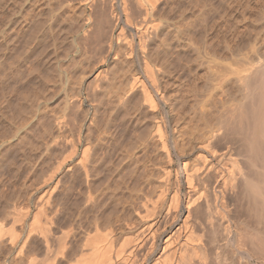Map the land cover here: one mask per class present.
<instances>
[{"label": "bare ground", "instance_id": "obj_1", "mask_svg": "<svg viewBox=\"0 0 264 264\" xmlns=\"http://www.w3.org/2000/svg\"><path fill=\"white\" fill-rule=\"evenodd\" d=\"M0 1L6 2V0ZM10 1L11 3L14 1V3H10L14 6L15 0H8V2ZM36 1L37 0H34V5H37V3H35ZM41 1L43 3H47L48 1L54 2V0H48L47 2ZM56 1L54 3H56ZM26 2L28 3L27 0ZM30 2L32 3V1ZM68 2H71L72 5H69ZM180 2L181 0L66 1L70 11L67 13V9V11H64L66 13L63 14L70 15H68L69 19L67 17V23L65 21L66 28L62 26L64 27V29L62 28L64 31H62L66 33L67 37L65 33L63 34L64 37L68 39L67 41L66 38H64V41L66 40L70 43L69 48H67L65 44L64 46L66 48H64V46H58L61 51H63L61 49L62 47L65 50L69 49V52L67 50L68 54L65 55L66 58L67 55L70 57L68 58V63H65L66 61L64 62L66 67L64 68V65L62 66L59 64V60L61 64L63 62L62 58L64 57V51L63 53L59 52L60 55H63L61 58L57 53L58 50H54V53L56 52L59 56H52L54 60H56L53 62L58 63L62 67H58V71H56L55 69H57V67L55 65L58 66V64L54 65L52 63L53 58H49L50 60L48 59V57H51L52 52L49 53L50 50H47L50 55L47 56V59L56 67L54 68L51 66L55 72H57L55 76L52 75L54 76L53 78L58 81L56 80L57 82L55 81V83L54 79L52 82L55 84L59 83L58 85L60 88L57 87L56 90L60 89L63 95V97L61 96L63 101H60L63 103V106L59 104L62 108L60 106L61 109H56V111L58 110V113H60L61 111L59 112V110H62L63 114L60 113L61 115H59L55 113V126H57L58 131L55 127L56 132L48 131V137H43L47 139H45V144L48 149L60 144L62 147L65 145L68 151L66 153L64 152L65 154L63 153L64 155H62L61 159L56 162V167L52 176L56 171L67 164L68 158L74 157L85 176V184L87 186H85L87 188H85L87 190V193L85 190V197L88 201L90 199L92 200L95 195H97L96 190L98 189V187L94 185V188L96 186L97 189L95 188L96 192L93 196L92 191L94 190L92 188V182L95 180L91 179V177H93V171L95 170L93 165L95 161L99 159L96 157L98 155V150L107 146L115 149L121 148L130 159V161L128 160L127 162L134 163L135 168L138 166L141 169L139 173L135 171L137 175L134 174L135 176H133L135 178V180H133L134 183L129 186L130 188L127 191L128 194H126L127 197L125 196V201H127L129 205H132L134 214L136 215L135 217H137L138 221L132 220L134 222L129 221V224L123 221L124 224L127 223L126 229L124 228L125 225L121 228L123 225L122 223L121 226H119L120 230L116 228L119 230V233H116L113 228H108V230L106 229L104 233H102L98 226H101L100 223L106 220L100 222L102 219L100 216H103L100 213L98 218L95 219V223L92 221L94 224L92 223L91 226L95 227V232H92V234L90 232L91 229L89 230V228H87V231L91 233L89 234V232L87 233V231L84 230L86 234L84 237H80V243L78 242L79 244L77 243V245L73 242V240H75L74 238L77 236L70 234L69 230H67L69 231L67 232L66 230L59 231L58 229L57 234L52 236V250L51 252L49 251V257H46L47 259H45L44 263L42 261V264H264V49L262 50L263 46H255L254 44L257 40L261 41L262 39L263 41H261V44L262 42L264 43V35L260 37V35H258L260 33H255L256 35L253 34L260 37L257 36L256 38L252 36L253 38L255 37V42H253L255 46L254 49L250 47L253 45H249V43L253 41V38L247 43L249 45L248 48H251V53L256 49L254 55L253 53L251 54L252 56L250 52L247 53L250 55V59H248V57L247 60L244 59L246 58V53L245 55L243 54L244 58L242 57L243 55L241 56V60L234 56L233 53H231L233 55H228L231 58L230 63L225 61L221 62L223 64L225 63V65H221L224 66L222 68L226 67V69L227 67L231 68L229 65H232L233 69L229 70L232 72H229L227 69L225 72L228 71V74L230 73L229 75L226 72V76H216L218 77V81L217 83L214 82V84L216 83L215 85L211 82L210 86L206 84L208 88L213 85L207 92L208 97L204 95L205 98L199 100L201 102H193V99L197 97L195 93H197L198 89H202V87L196 88L194 83L193 85L195 86L193 88L191 80V82H189L191 86L188 87V85L187 88L185 87L183 89V86H186V84L182 85L183 82H181L182 84L179 83V78H176V76L171 73L172 71H170L166 60L162 56V47L167 44L169 39H171L179 49L188 44L185 42V36L189 33L188 28L190 25L188 24V27L186 25L187 23H184L183 18L185 9L180 7ZM259 2L260 1H258V3ZM16 3L17 5H15V7L17 6L18 8L19 6L20 8L21 2L19 5L18 2ZM63 3H65V1L62 2L61 6H63ZM75 3L78 4L77 6L82 5L85 9L88 7V10H85L83 7H77ZM163 3L166 4H164L166 7L164 5V7L162 6ZM1 4L3 5L2 2ZM49 4L53 8V5H51V3ZM49 4H47V7ZM59 4L58 2V5ZM257 4L256 6H258ZM22 5L23 2L21 7ZM34 5L28 4V9L23 6L25 10L21 8L24 12L26 11V15L24 18L17 17L20 21V25L26 22L29 24V21L34 17L35 19L32 20L34 24L37 21L36 25L43 23L42 25L45 32H49V30L46 31L49 27L48 24L50 25L49 29H54L52 25H54L53 22L57 15L55 16V14H53L54 17L52 11L56 9V6H54L53 9L49 6L52 11L48 13L49 8L47 10L46 4L45 6L39 4L43 6V8L46 7L45 9L48 11L43 13L39 10L43 15L47 13L48 16L51 14L54 17V21H52L53 19L51 18V25L49 23L51 21L47 20L48 16H46V19L44 17L43 20H41H46L48 24L46 21H40L43 17L40 13V19H36V17H38L37 15H39L37 11L39 8H37V15L35 16L34 14L36 13H34V11L36 8L34 9ZM41 6L40 9L42 10ZM75 6L78 8V12H80L78 15L74 11L76 8ZM59 7L60 6H57L58 9ZM66 7L65 5V9ZM79 8L83 9L79 11ZM14 9L13 12L15 14L19 12L18 14L20 15V13H22V11L15 12L18 9ZM253 9L255 8L253 7ZM61 10L62 9H60V11ZM57 12H59V10ZM172 13V22H167V19H171L169 15ZM63 14L62 16H64ZM10 15V17L8 15L6 16L8 17L6 21H4L5 19L3 18V22H7L8 27L11 23L9 19H16L14 14ZM12 15H14L15 18L12 17ZM20 16H22V14ZM65 17L66 16L61 17L60 22H64L62 19ZM13 19L12 21L14 22ZM57 22L55 21L57 24L56 26H61V24H59L60 22ZM16 23H18L17 19ZM45 23L48 26L47 28L45 27ZM4 24L6 25V23ZM4 24H2V27ZM31 24L33 23L31 22L30 25ZM34 24L32 26H34ZM20 25H17V27ZM27 25L25 28H32L30 32H27L28 35L31 33V36L36 34L34 30L42 27L38 25L37 29L36 26L35 29H33L30 25V27H27ZM165 26H168L169 30H165ZM17 29V31H19V28ZM40 30L41 28L38 29V31ZM4 31L6 33L7 30ZM52 31H50V33ZM62 31L60 32L62 33ZM261 31H263L262 28L257 32ZM23 32L24 29L21 32L22 35H24ZM43 32L44 31H42L41 34ZM5 33L4 38H7ZM24 33L26 34V32ZM38 33L39 32H37V34ZM1 34H3V32ZM20 35L18 37H22ZM241 35L240 37L244 39L242 42V39L238 37L241 39V44L245 42V45H247V40L245 41L244 36ZM31 36H29L31 38L30 40L33 41L32 38H35V36ZM42 36L43 34L38 36V38ZM29 37L27 39H29ZM232 37L234 39V36ZM8 38V40H11L10 37ZM38 38L35 40L38 41ZM57 38H54L55 41L52 40L51 45L55 42L57 43ZM60 38L57 39L61 42L60 44L58 43L59 45L62 44L63 36ZM21 39L22 38H20V40ZM27 39H24V42L27 41L29 44L28 41L30 40ZM42 39L43 38H41V40ZM228 40L230 41V39ZM20 42H23V39ZM232 42L233 41H231V46ZM27 43L19 44L27 46H22L24 48H29L33 45H27ZM6 44H8V42H6ZM34 44L36 43L34 42ZM58 44H54L55 48H57L56 46ZM229 45L230 44H228V46ZM188 46H190V44ZM233 50H231L230 47V52ZM47 54H45V57ZM231 56L235 58L232 59ZM80 60L83 61L80 63L81 66L77 63ZM49 61L47 64L51 65ZM196 61L197 60L193 59L191 63L188 62L189 65L186 64L189 70H187L188 72L186 73L189 74L190 70L192 71L191 65ZM112 62H115V64L117 63L116 69L113 70L114 74L112 73V76H108V68L102 66ZM199 62L201 63V61ZM82 63L86 65L78 72V67L84 65ZM75 64H78V66ZM196 64L197 62L195 65ZM201 64L196 65L197 68L199 66L201 67ZM208 64H211V60ZM212 64L210 66H212ZM74 65L77 69H75ZM108 65L109 64H107V66ZM213 66L215 68L214 64ZM71 67L72 70L73 68L75 70L72 71ZM197 68L193 69V71L197 70ZM205 68H207V66ZM216 69L213 70V72L215 71L214 73L216 74L218 71L219 74V69ZM68 70L71 71V74H75H72L73 77L80 75L82 79L80 78L78 81L73 82L75 79L72 80V75L69 74V76L67 74ZM76 70L78 72L77 74L74 73ZM223 71L224 69H222V72ZM192 73L194 75L197 72L195 71ZM192 73H190L191 76ZM44 74H46V72ZM41 75V77L44 76L43 74ZM206 75L207 71L204 76L206 77ZM232 75L234 80L228 79V77H232ZM180 76H182V74ZM185 77L184 74L182 79ZM205 77L204 79L202 78V81L205 80ZM213 77L215 78L214 75ZM187 79L189 81L191 78ZM210 79L214 81L217 80V78L212 79V75ZM45 80L44 78L42 79V81ZM207 80H209L208 77ZM49 82L50 80L48 83ZM39 83L44 84L45 82ZM49 84L52 83L50 82ZM180 85H182L181 88L178 87ZM51 86H54V84ZM51 86L48 87H50V90L52 89V92H49L53 100L52 95L57 91L54 89L56 87L52 88ZM98 90H101L100 94L104 92L107 96L112 97L109 98L105 95V97L109 99H114L113 102H118V106L117 104L114 105L116 109H114L115 112L112 111L114 115L110 112L107 114L108 117H110L109 114H111L114 118V116H117L121 111L122 107L130 105L131 111L127 112L129 115H132V117L134 116V118L129 126L127 125L124 128L126 129L124 133L118 134L116 124L113 123V120H107L109 118L103 117V121H100L97 120L96 117L95 119L92 117L95 113H93V115L91 114L92 119L89 120L91 125L88 123V127L89 125L93 126L91 127V129L94 128L92 139L98 141V143H96L98 146L92 149L93 146L91 147V145L93 144L90 139L91 136H89L92 132H88L89 135H84L85 132L82 134L81 125L79 127L75 125L76 120H72V114L75 110H79L78 108L84 103V100L86 103L85 106L87 105L86 107L84 106L85 108L93 106L92 97L96 94H94V92ZM191 90L193 92L196 91L193 94ZM185 91H191L188 96H191L192 93L195 97L192 98L191 96L192 100L186 97L187 101L183 94ZM49 92L46 93L48 94ZM30 93V98L31 100L33 99L34 103L36 102L37 107L43 106L44 103L40 104L39 92L35 90L36 95H34V91ZM26 94L20 97L24 101L29 99L27 97L29 92L27 96ZM31 95H33V97H31ZM49 96H47V98H50ZM102 96L105 98L103 94ZM109 99L108 102H111ZM196 100L198 99L196 98ZM101 101H103V99ZM48 102L49 101H47V103ZM105 103H103L104 106ZM45 105L46 104H44V106ZM50 106L49 104V107ZM167 107L170 109L169 111L166 109ZM89 108L87 109L89 110ZM126 108L128 109L127 106ZM144 108H146L147 113ZM53 109L55 108H52V110ZM142 109L145 115L142 114ZM122 110L125 111L124 109ZM86 111L85 113L89 114V112ZM100 112L105 113L102 111ZM107 112L108 111H106V113ZM102 116L104 115L102 114ZM73 117V119H75V116ZM65 127H68L69 130ZM62 128L69 131L68 135L66 131L67 136L65 133L61 134L63 131ZM16 129L19 131L20 127H16ZM88 129L90 131V128ZM80 147L82 148L81 151ZM125 164L127 165V163ZM124 169L125 168H123V170ZM120 171L121 169L119 172ZM117 175L119 174L117 173L116 176ZM113 181L111 184L107 181L106 184L105 182L101 183L104 184L103 186L100 184L98 186L102 187L103 193L109 191L111 194H114L120 186L117 183L119 182L118 179L115 180L118 186L114 184ZM56 184L57 183H55V186ZM101 197H99L101 199L99 202L103 201L105 196H103V198ZM106 197L108 198L110 196ZM111 200L114 201L115 199L112 197ZM129 201L132 203L134 202L135 205L131 204ZM104 202H101L102 209H107L108 204H104ZM40 209L42 210V208ZM39 210L33 215V223L39 224L42 236L45 234V237H43L44 240L49 242L46 236L47 232H52L49 231L50 227H48L50 226L48 225V220L50 219L46 217L44 212ZM104 212L105 211H103L102 214H104ZM124 219L126 220V218H122L121 215L115 216V222ZM108 225L111 227V223ZM1 232L2 227L0 226V233ZM9 233L11 234V239H13L15 235L13 229H10ZM50 235L52 234H49V236ZM72 238L73 240H71ZM69 241H72L73 244H69ZM75 246L78 247L76 248ZM21 248L16 250L18 254L19 252L21 253ZM30 261L32 262V260ZM30 261H28V263Z\"/></svg>", "mask_w": 264, "mask_h": 264}, {"label": "rangeland", "instance_id": "obj_2", "mask_svg": "<svg viewBox=\"0 0 264 264\" xmlns=\"http://www.w3.org/2000/svg\"><path fill=\"white\" fill-rule=\"evenodd\" d=\"M19 1L15 0L14 6L11 5L12 3H14V1L11 3V1L8 2V0H6V2L8 4L6 2L0 1V4H1V2L3 3V5L2 4L0 5V31L2 30L1 33L3 32V34L0 33L1 34V36H0V226L2 227V232L0 233V264H27L28 261H30V260H32V262L30 261L31 263L29 262L30 264H40V263L42 264V261L44 263L45 259H47L46 257H49V253L52 250L51 249L52 248V240H53L52 236H55L57 234L58 229H59V231L69 230L70 234H72V235L74 234L75 236H77L76 238H74L75 240H73V238L71 239V240H73L74 243H76L75 245H77V243L81 240L80 237L81 236L84 237L86 234V232L84 230L87 231L88 230L87 228H89V230L90 229L92 230V231L90 230L91 233L95 232L94 231L95 227L91 226L93 223L92 221H94V223H95V221H96L95 219L98 218V215H100V213H101V215L104 216V217L100 216L102 218L100 220V222L106 220V221L100 223L101 226H98L100 232H102V233H104V231L106 229L108 230V228H113L116 233H119L118 232L120 230L119 226H121L122 223H123V225L121 226V228H123V226L125 225L124 228L126 229L127 223L129 224L132 220L138 221L137 217H135L136 215L134 214L132 205H129V203L127 201H125V199L127 197L126 194H128L127 191L130 188L129 186H131L134 183L133 180H135V178L133 176L137 175V173H139L141 169L138 166H137L138 168L137 167L135 168L134 163L127 162L128 160L130 161V159H129V157H127V154L124 153L123 150H121V148L115 149V148H111V147L107 146L105 148L98 150V155L96 157H98L99 159H98V161H95L96 164L94 163V165H93L95 167L94 168L95 170L93 171L95 176L93 174V177H91V179L96 181V182L95 181L92 182V186H93L92 188L94 190V191H92L93 192L92 194L94 196L95 192L97 191V195H95L96 198L94 197L92 200L90 199L89 201L85 197L86 193H87V190H86L87 186L85 184L86 182H85L84 173L82 172L81 168L78 166L76 159H74V157L68 158L67 164L65 166H63V168H61L60 170L56 171V173L52 176L53 171L56 167V162L61 159L62 155H64L66 152H68L66 150L67 148H65L66 146L64 145L63 146L64 148H63L62 145L60 146V144L57 145L56 147H52V148L48 149L46 147V144H45L46 138H44V137H48V133H47L48 131H50V132L51 131L56 132V130L58 131L57 126H55L56 125L55 124V122H56L55 113H57L59 115L63 114L62 110H59V112L61 111L60 112L61 114L58 113V110L56 111V109H61L63 106V103L60 102V101H63V98H62L63 95H62V92L60 91V89H58L59 91L56 90L57 87H59V85H58L59 83L55 84L58 80L53 78V77L55 76V73H57V72H55V70L58 71V67H61L60 65H62V66L64 65V68H65L66 64H64V62L66 61L65 63H68L67 62V61H69L68 58H70V57H68V55H67V58L65 56L66 54H68L69 49H67L68 50V52H67V50H65L64 48H66V47L69 48L70 42L69 43L67 42L68 41V39L66 38L67 35L65 32H63L64 27L66 28L65 21L67 23V21L69 19L68 15H70V14H63V13H66L64 11L65 10L67 11V9H68L67 13H69V11H70L69 5L70 4L72 5V3L68 2V4H69L68 5V4H66L67 0H63V1H65V3H63V6H64L63 7V6H61V4L63 2L62 0H60V1L54 0V2L56 1V3H54L53 1L49 2L48 0H43L45 2L48 1L47 3H43L41 0H37L38 2L37 1L35 2V3H37V5L33 4L34 0H30V1H32V3L29 0H27L28 3L26 2V0H24V1L22 0L20 2H21V4L23 2V5L21 7V4H20V8L18 6V8H19L18 9L17 6L15 7V5H17L16 2H18V5H19V3H20ZM258 1H260V2L258 3ZM58 2L60 3L59 5H58ZM49 3H51V5H53V8H54V6H56V9H54V11H52L53 8H52V6H50ZM255 3L256 4L258 3L257 5L259 7L256 6ZM28 4L34 5V9L36 8L34 13H36L38 11V14L40 13L43 16L42 19H40V17H41L40 14L39 15H37V13L34 14L35 16L36 15L38 16V17H36L37 20L40 19V21H41V20H43L44 17L46 19V16H48V14L46 13V14H44L45 15L44 16L41 12L44 13L45 11H47L49 6L52 9L50 10V8H49V12L48 11L47 12L51 13V11H52L53 12L52 15L53 14H55V16L57 15L56 16L57 18L53 15L55 17L56 22L57 21L60 22L61 21L60 18L64 17V16H66L65 17L66 19L63 18L62 20L64 22L59 23V24H61V26L60 25L56 26L57 24L54 21V17L50 14L48 16L49 18L47 17V20L51 21L53 19L52 21H54L53 22L54 25H52V21L49 23L54 27V29H49L50 25L44 19L49 26L48 27L46 23H45L46 25L44 24L46 28L48 27L46 29V31L49 30V32H45V29L43 28V25H42L43 23L38 24L39 26L40 25L42 26V27H39V28H41V30L38 31L39 28L37 29L38 25H36V23L38 21L36 22V20H35V22H36L35 24H34V21H32L35 19L34 17L32 18L31 21H29V24H28V22H26V23H21V25H20V23H19L20 21L17 17L24 18V16L26 15L25 14L26 11L24 12V10H25V8L28 7ZM39 4H41L43 6H45V4H46V7H47V4H49V5H48L47 10H46L45 9L46 7L43 8V6H41ZM64 4L67 6L66 9H65ZM164 4L165 3H163L162 6ZM77 5L78 4H76V6ZM179 5H180V7L185 9L184 18H183L184 23H187L186 24L187 26H188V24L190 25V27L188 26L189 27L188 28L189 33L187 34L188 36L186 35L188 38L185 36V42L188 44L187 45L184 44L186 46L179 49L175 46L174 42L171 39H169L167 44L162 47V50H163L162 56L166 60V63L168 65L170 71H172L171 73H173V75L176 76V78H179V80H178V81H180L179 83L183 82V84L181 83L182 85L186 84V86H183V89L185 87L187 88V86L189 85V82H191V80L193 82V83L191 82V84L193 85L195 83V85H196V86L193 85V88H194V86L196 88L202 87V89L197 90V93H195L196 90L194 92L192 91L193 89L191 90L193 92V94L195 93V95H197V97H195V95H193L191 93L192 98L195 97L194 98L195 100L193 99V102L196 101L198 103V101L204 99L205 96L208 97L207 92L213 87V85H212L211 87H209L210 88L209 89L208 85H206V84H209V86H210L211 83H213V84H214V82L217 83L218 77H216V76H218V75L226 76V72L228 74V71L230 69H233V66L229 65V67H231V68L227 67L228 71L225 72V70H227V69H226V67L222 68L224 66L221 65V64H223L221 62L226 61L227 63L228 62L230 63L231 58L229 56L233 55V54H234V56H236L240 60L242 57L244 58L245 53H246V58H244V59H246V60H247V57H248V59L251 58L250 55L252 53L254 55V51H256V49L254 51L251 50V51H253L251 53L250 52L251 48L249 49L248 46L253 45V42H255V40H254L255 37L257 38L258 35H260V37H263L262 35H264V26H261V25H264V6H263L264 0H181ZM7 6H9V7H7ZM40 6L42 7V10L40 9ZM57 6H60L59 9L57 8ZM13 7L18 9L15 12H18V11L21 12L22 11V13H20V15L22 14V16H20L18 14L19 12L17 14H15L13 12L15 10ZM77 7H83V6L79 5ZM77 7L75 8L74 11L78 15V13H80V12H78ZM253 7L255 9H253ZM21 8H23L24 10ZM37 8H39V9L37 10ZM83 8H79V11H80V9H83ZM43 9H44V11H43ZM57 9L59 10V12H57L58 11ZM60 9H62V10L60 11ZM85 10H88V7ZM258 11H260V12H258ZM10 14H14L16 16V19L18 20V23H16V19L12 18L14 20V22L12 21V19H9L11 22V23L9 22L11 24V27L13 24L12 28L10 27V24L8 27L7 22H3L4 19H5L4 21H6V19L8 18V17H6L7 15L9 17L11 16ZM62 14L64 16H62ZM14 15H12V17L15 18ZM169 16L171 19H167L168 20L167 22H172L173 13ZM67 17H68V19H67ZM20 20H21V18H20ZM45 21H41V22H45ZM31 22L34 24V26H32L33 24L30 25ZM165 22H166V20H165ZM4 23H6V25ZM2 24L5 25V26L3 25L4 29L2 27ZM25 24L26 25L28 24L27 27H30V26L33 27V29H35V26H36L37 30H34V31L36 34H37V32H39L37 34L38 36H41L42 34H43V36L45 35L44 37L43 36L41 37V38H43L41 40L40 37L38 38V36L33 33L34 34L33 36L36 35L35 38H32L33 41L37 38L39 40H41V41H39V40L34 41L37 45L34 44V42L32 40H30L31 38L29 36H31L32 34L29 33V35H28V33H27V32H30V29H32V28H28V29L25 28L26 27ZM17 25H20V26L17 27ZM22 25H23V28H22ZM62 26H64V27H62ZM165 27H166L165 30H169L168 26H165ZM231 27H232V29H231ZM17 28H19V31H17L18 30ZM258 28L259 29L262 28L263 31L257 32V31H259ZM23 29L27 35L24 32H23V34L26 37L28 36L29 39H27L28 37L26 38L24 35H22L21 32L23 31ZM253 29H254V31H253ZM4 30H7V31L9 30L8 32L6 31L8 36ZM248 30H250V31H248ZM42 31H44L45 33L43 32L41 34ZM50 31H52V32L50 33ZM60 31H62V33ZM17 32L19 35L21 33L20 36H22V37H18L19 35L17 34ZM246 32L248 35L250 34L249 36H251V37H249L246 34ZM262 32H263V34H262ZM4 33H5L6 37L7 38L10 37V39L12 41L8 40L9 38L8 39L4 38L5 37ZM63 33H65L66 37H64ZM235 33H236V36H235ZM243 33H244V35H243ZM255 33L256 34L260 33V34L255 36L256 35ZM253 34H255V35H253ZM2 35H3L4 39L2 38ZM240 35L244 36L245 41L247 40L246 44L249 43V40H251V38H253L252 36H255V37L253 38V41H251L249 43V45L248 44L245 45V42L241 44L240 41L242 38L240 37ZM33 36H31V37H33ZM61 36H63V38H62L63 41H64V38H66L67 41L65 40L64 41L65 43L62 41V44L59 45L61 42H59L60 40L58 41L57 39H59ZM232 36H234V39ZM53 37L54 38L58 37L56 39L57 43L56 42L54 43L55 45L59 43L56 46L57 48H55L54 44L51 45L52 40L55 41V39ZM238 37H240L241 39ZM17 38H19V39H17ZM20 38L23 39V42L25 41L24 39L30 40V41H28L29 44L27 43V41L24 43H27V45L33 44L32 46L34 48L32 46L29 48H24L26 45L25 46L21 45L24 43L20 42L22 40V39L20 40ZM228 39H230V41ZM231 39H233V40H231ZM243 40L244 39H242V42H243ZM231 41H233L232 46H231ZM261 41H263V39ZM261 41L257 40V42L254 44H255V46H263L262 47V50H263L264 49V43L262 42V44H261ZM6 42H8V44L9 43L11 44V45L9 44L10 49L8 47V44H6ZM66 42H67V44H66ZM19 43H21V44H19ZM64 44L66 47L64 46ZM189 44H190V46H188ZM228 44H230V45L228 46ZM235 44H237V45H235ZM257 44H259V45H257ZM19 45H21V46H19ZM22 46H24V47H22ZM51 46H53L55 49ZM58 46H60V47L64 46V48L63 47L61 48L64 51V53H63V51L60 50V47H58ZM227 46H228V48H227ZM255 46L253 45L250 47H252V49H254ZM230 47H231V50H233L235 48L234 49L235 52H234V50L230 52ZM48 49L50 50L49 53L52 52L51 57H48V59L53 58L52 63L54 65L58 64V63H54L56 61V60H54V57H56V55H58V54L60 55L61 52L64 54V57L66 59V60L64 59L63 55H60L61 58L63 57L62 58L63 62L61 59V62H62V64H61L60 60H59L60 65L59 64H58V66L55 65L57 67V69H55V70L52 67H54V68H56V67L52 65L51 61H49L50 59L49 60L47 59V56L49 55V53L47 51ZM54 50L55 51L58 50L57 51L58 54L56 52L54 53ZM249 52H250V55L247 54ZM53 53H54V55H53ZM231 53H233V54H231ZM45 54H47L46 57H45ZM52 56H54V57H52ZM234 56H231L232 59L235 58ZM60 57H59V59H60ZM253 57H255V56H253ZM193 59L197 60L196 65H200L201 63H203V64H201V67L199 66L200 68L199 67L197 68V66L195 65L196 62H194V64H192V65L190 64L192 67V71L190 70V73L195 72V71L197 72L194 75L192 73V76H191L190 73H189L190 75L188 73H186L189 71L186 67V64L189 65L188 62L191 63V60H193ZM215 59L217 62L215 61ZM47 60L50 62L51 65L47 64L48 63ZM198 60L201 61V63ZM210 60H211V64L213 62V64L215 65V68H214L213 64H212V66H210L211 64L210 65L208 64V63H210ZM81 62H83V61L80 60L77 63L81 66V64H80ZM84 63H82V64H84ZM78 64L77 65L75 64V65L78 66ZM107 64H109V65L107 66ZM107 64H105L102 67L108 68V74L107 75L112 76L114 74L113 70L116 69L117 63L115 64V62H112V63H107ZM75 65H74V67H75V69H77ZM85 65L86 64L82 65V67H78V70H79L78 72H80V70L83 68V66L85 67ZM205 65L207 66L208 70H207V68H205L206 67ZM223 65H225V63ZM196 68H197V70L193 71V69H196ZM216 68L219 69V74H218V71L216 72V74L214 73L215 71L213 72V70H215ZM75 69L73 68V70H72V67H71L72 71H74ZM222 69H224L223 72H225V73L222 72ZM206 71H207V75L205 77L204 75L206 74ZM209 71H210V73H209ZM38 72H40L44 76L41 77L42 75L40 73H39L40 75L37 74ZM45 72H46V74H44ZM68 72H67L68 75L73 74V73L71 74V71H69V70H68ZM78 72L76 70L74 73L77 74ZM229 72H232V71H229ZM183 73L186 76L184 78L185 80L187 78H189V79L191 78V79L189 81L187 79L185 82V80L182 79L184 77ZM181 74H182V76H180ZM210 74L212 75V79L217 78V80L216 81L211 80ZM231 74H233V73H231ZM73 75H75V74H73ZM73 75L71 76V78H73L72 80L75 79L73 82L78 81L80 78L82 79V77L80 75L79 76L77 75V77L74 76L75 78L73 77ZM213 75L215 76V78L213 77ZM37 76H38V78H37ZM193 76L196 78H194ZM204 77H205V80L202 81L204 79ZM207 77L209 80H207ZM232 77H233V75H232ZM232 77H228V79L234 80V77L233 78ZM43 78H44V80L45 79L46 80L42 81ZM47 78H48V81L50 80V82L52 84H49L50 82L48 83ZM53 80H54V82L56 80L57 81L54 83V82H52ZM182 80H184V81H182ZM194 80H195V82H194ZM39 82H41V83L45 82L46 84L42 83L43 84L42 85ZM204 82H206V83H204ZM53 84H54V86H51ZM103 84H105V83H103ZM191 84L188 87H190ZM203 84H205V85H203ZM41 85L43 88L41 87ZM47 85L51 86L52 88L56 87V88H54L55 91L60 93L59 94L57 92H54V89H53V92H54V94L52 93L53 94L52 95L53 100L51 98V93L49 92V91L52 92V89L50 90L49 89L50 87H48ZM182 85H180L178 87L181 88ZM205 87H206V89H205ZM35 90L39 92V94L38 93L37 94H38V96L40 95L39 96L40 97V104L44 103V104H46L45 106L43 104V106L41 105L40 107H37L36 102L34 103L33 99L31 100V98H30L31 93L30 92L34 91V95H36ZM199 90H200V92H199ZM26 92H27V94L29 92L28 96H27ZM46 92H49L50 96H49V93L47 94ZM190 92L185 91L183 94L185 95L184 96L185 98L189 97L188 99L192 100L191 96H188V94L190 95ZM100 93H101V90L94 92L95 96L93 95V97H92L93 98V100H92L93 106H91L90 108L87 107V108H89V110L87 108H85L87 105L85 106L86 103L84 100V103L78 108L79 110H77V111L75 110V112L72 114L73 116H75V119H73L74 117L72 116V120L73 121L76 120L75 125L77 127H79L81 125L82 134L85 132L84 135L85 134L89 135V133L92 132L91 135H89V136H91L90 139L92 140V144H93V145H91V147L93 146L92 149H95V147L98 146V144H96V143H98V141L96 139H92L93 134H94V130H93L94 128L91 129V127H93V126H90L91 124L89 123V120H91L92 117L94 119L96 117V119L100 120V121L101 120L103 121V117L109 118L107 120H113L114 121L113 123L116 124V130H117L118 134L124 133V130H126L124 128L127 125L129 126V124L131 123V121L134 118V116L132 117V115H129L127 112V111H131L130 105H126L129 110L125 106V107H122V109H124L125 111H123L120 108L121 111L118 113L117 116H114V118H113V116L111 114H109L110 117H108L107 114L110 112L113 114L112 111H114V109H115L114 105L117 104V106H118V102H116V101L113 102L114 99H109L112 97L107 96L106 94H104V92L102 93L104 95V97L106 95L109 98H107V97L103 98L102 94H100ZM172 93H174V92H172ZM23 94L24 95L26 94V96L29 99L26 101L22 100L20 97ZM198 95H199V97H198ZM47 96H49L51 99L47 98ZM31 97H33V95H31ZM61 98H62V100H61ZM187 98H186V100H187ZM196 98L198 100H196ZM102 99H103V101H101ZM108 99H109V101L111 100V102H108ZM47 101H49V102L47 103ZM105 101H106V103H105ZM199 102H201V101H199ZM103 103H105V106H107V107H105ZM49 104L51 106L52 105H55V106H52V107L50 106L51 107L50 108ZM59 104L62 105V106L60 105L61 108H60ZM46 106H47V108H46ZM52 108H55V109L52 110ZM144 109L146 112V108H144ZM166 109L168 111L170 110L168 107ZM54 110H55V112H54ZM105 110L108 112L106 113ZM85 111L89 112V114L88 113L86 114ZM100 111L105 112L106 115H105V113H101ZM141 112H143L142 114L145 115L143 109L141 110ZM93 113H95L96 116L93 115ZM102 114L104 116H102ZM59 115H58V117H59ZM101 116H102V118H101ZM87 120H88V122H87ZM100 121H98V122H100ZM88 123L90 124L89 127H88ZM16 127H20V130L17 131ZM55 127H56V130H55ZM85 127H87V128H85ZM65 128L68 129V127H65ZM88 128H90V131ZM62 129H63V131L61 130L62 131L61 134L65 133V135H66V131H67V135H68L69 129L68 130L67 129L64 130V128H62ZM87 129H88V131H87ZM43 134H45V135H43ZM81 149L82 148L80 147V151H81ZM125 163H127V165ZM122 167L125 169L123 170ZM120 169L122 172L121 171L119 172ZM117 173L119 175L116 176ZM115 178L118 179V181L120 182L119 183L116 181L120 186L119 187L120 190L118 188L117 189L118 191L116 190L114 194H111L109 191L108 192L105 191V193H103L102 187H100L98 185L100 184L103 186L104 184H101V183L105 182V184H106L107 181L110 182V184H111L113 180H114L113 181L114 184H116ZM55 183H57L56 186H55ZM118 184H116V185L118 186ZM94 185H96L98 187V189H97L95 186V188L97 189L96 191H95ZM126 186H128V187H126ZM85 190H86V193H85ZM109 194H111V195H109ZM103 196H105V197L103 198ZM106 196H110V197L107 198ZM111 196L113 197V199H115L114 201L111 200L112 199ZM99 197L104 199L103 201H101L102 203L106 200L104 202V204L105 203L108 204V207L105 205L107 207V209H102L103 207L101 205L102 203L99 202L101 200ZM86 201H88V202H86ZM124 201L127 202L128 204L125 203ZM130 203L134 204V202L133 203L130 202ZM40 208H42V210ZM39 209L42 212H44V214L46 215V217L48 219H50V220H48L49 221L48 225H50L48 227H50L49 231H52V232L51 233L47 232V236H46V239H48L49 242L47 240H46L47 242L44 240L43 237H45V234H44V236H42V234H41L42 232H40V229H39V224L33 223V215L35 213H37ZM102 210L105 211L104 214H102L103 213ZM117 215H121V217L126 218V220L124 219L122 221L115 222V216H117ZM105 218H108V219H105ZM128 219H130V220H128ZM108 220H109V222H108ZM123 221H126L127 223L124 224ZM134 221H132V222H134ZM110 223H111V227H109V225H108ZM70 226H72V227H70ZM128 227H127V229H128ZM116 228L119 230H117ZM10 229H13L14 234H15L13 239H11V234L9 233ZM69 231H67V232H69ZM88 232L89 231H87V233ZM90 232H89V234H91ZM49 234H52V235L49 236ZM73 242L71 241L69 244H73ZM19 248H21L22 250H21V253L19 252V254H18V251H16V250ZM16 252L18 255L16 254ZM62 264H64V263H62Z\"/></svg>", "mask_w": 264, "mask_h": 264}]
</instances>
